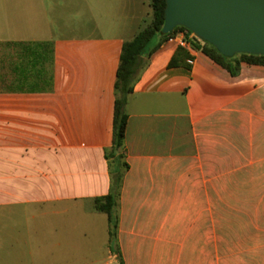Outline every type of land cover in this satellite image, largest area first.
Instances as JSON below:
<instances>
[{
    "label": "crops",
    "instance_id": "1",
    "mask_svg": "<svg viewBox=\"0 0 264 264\" xmlns=\"http://www.w3.org/2000/svg\"><path fill=\"white\" fill-rule=\"evenodd\" d=\"M151 17L148 0H0V77L13 75L1 43L55 50L53 91L0 92V204L27 193L72 207L109 194L122 48ZM178 47L168 40L145 59L126 97L113 258L264 264V66L234 77L188 46L194 65L170 68ZM28 158L36 176L9 169Z\"/></svg>",
    "mask_w": 264,
    "mask_h": 264
},
{
    "label": "trees",
    "instance_id": "2",
    "mask_svg": "<svg viewBox=\"0 0 264 264\" xmlns=\"http://www.w3.org/2000/svg\"><path fill=\"white\" fill-rule=\"evenodd\" d=\"M152 8L151 21L137 35L124 43L120 57L115 85L116 102L113 123V146L106 152L111 171V188L108 195L95 199V210L108 216L110 238L116 242L119 219L117 204L121 194L125 173L129 170L126 161L125 139L128 126L126 112V97L133 92L141 70L146 67L147 59L164 42L183 33L190 47L210 58L216 64L226 69L232 76L240 74L243 64L264 66V56L240 54L232 58L222 55L215 47L196 37L184 27H177L168 34H163L165 25V0H150ZM158 38V43L151 46ZM2 50L8 49L9 68L12 76L0 77V92L2 93H47L54 89L55 50L53 42H5ZM192 56L190 52L178 47L169 63L170 68L184 67L190 69L187 63ZM118 264H124L122 258Z\"/></svg>",
    "mask_w": 264,
    "mask_h": 264
},
{
    "label": "rangeland",
    "instance_id": "3",
    "mask_svg": "<svg viewBox=\"0 0 264 264\" xmlns=\"http://www.w3.org/2000/svg\"><path fill=\"white\" fill-rule=\"evenodd\" d=\"M157 43L155 38L151 46ZM22 163L24 169L16 162L8 167L16 169L14 173L25 170L24 176H36L34 158ZM43 173H49L47 167ZM223 185L224 179H218V186ZM29 198L30 194H21L0 204V264H117L111 252H116L117 242L110 238L107 215L95 211L93 200L71 207L38 204Z\"/></svg>",
    "mask_w": 264,
    "mask_h": 264
},
{
    "label": "water",
    "instance_id": "4",
    "mask_svg": "<svg viewBox=\"0 0 264 264\" xmlns=\"http://www.w3.org/2000/svg\"><path fill=\"white\" fill-rule=\"evenodd\" d=\"M163 34L184 27L232 58L264 56V0H165Z\"/></svg>",
    "mask_w": 264,
    "mask_h": 264
},
{
    "label": "built area",
    "instance_id": "5",
    "mask_svg": "<svg viewBox=\"0 0 264 264\" xmlns=\"http://www.w3.org/2000/svg\"><path fill=\"white\" fill-rule=\"evenodd\" d=\"M174 40H178L179 43H180V45L183 46V47L190 46L189 43L185 40V36H183L182 33H180V34L176 35L175 37L169 39V41H174ZM188 64L190 66L194 65V59L193 58L192 59H189L188 60Z\"/></svg>",
    "mask_w": 264,
    "mask_h": 264
}]
</instances>
